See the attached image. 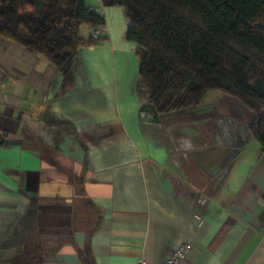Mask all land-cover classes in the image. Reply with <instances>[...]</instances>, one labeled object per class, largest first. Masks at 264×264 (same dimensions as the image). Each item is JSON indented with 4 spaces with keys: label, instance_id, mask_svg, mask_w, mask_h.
Returning a JSON list of instances; mask_svg holds the SVG:
<instances>
[{
    "label": "crops",
    "instance_id": "1",
    "mask_svg": "<svg viewBox=\"0 0 264 264\" xmlns=\"http://www.w3.org/2000/svg\"><path fill=\"white\" fill-rule=\"evenodd\" d=\"M103 38L77 51L74 85L0 36V264H264V153L254 114L211 91L156 113L112 0H85ZM86 40L91 29L82 25Z\"/></svg>",
    "mask_w": 264,
    "mask_h": 264
},
{
    "label": "trees",
    "instance_id": "2",
    "mask_svg": "<svg viewBox=\"0 0 264 264\" xmlns=\"http://www.w3.org/2000/svg\"><path fill=\"white\" fill-rule=\"evenodd\" d=\"M137 46L139 86L156 113L190 108L211 91L254 114L249 130L264 153V0H112ZM82 25L104 26L85 0H0V36L46 57L74 85Z\"/></svg>",
    "mask_w": 264,
    "mask_h": 264
},
{
    "label": "built area",
    "instance_id": "3",
    "mask_svg": "<svg viewBox=\"0 0 264 264\" xmlns=\"http://www.w3.org/2000/svg\"><path fill=\"white\" fill-rule=\"evenodd\" d=\"M104 26L98 27L91 30L92 37H98L103 35ZM191 248V244L189 242L181 243L177 246L173 251L169 253V255L165 258L162 264H179L181 258L184 256L185 252H187ZM136 264H151L146 260L139 259Z\"/></svg>",
    "mask_w": 264,
    "mask_h": 264
},
{
    "label": "rangeland",
    "instance_id": "4",
    "mask_svg": "<svg viewBox=\"0 0 264 264\" xmlns=\"http://www.w3.org/2000/svg\"><path fill=\"white\" fill-rule=\"evenodd\" d=\"M91 36H92V35H91ZM95 38H97V37H95ZM143 93H145L144 90H143Z\"/></svg>",
    "mask_w": 264,
    "mask_h": 264
}]
</instances>
